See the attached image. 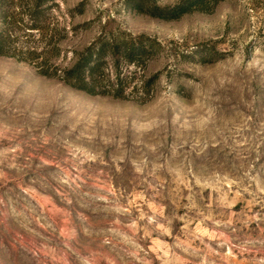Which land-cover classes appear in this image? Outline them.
Here are the masks:
<instances>
[{
  "label": "rangeland",
  "instance_id": "obj_1",
  "mask_svg": "<svg viewBox=\"0 0 264 264\" xmlns=\"http://www.w3.org/2000/svg\"><path fill=\"white\" fill-rule=\"evenodd\" d=\"M181 1L0 0V264H264V0Z\"/></svg>",
  "mask_w": 264,
  "mask_h": 264
},
{
  "label": "trees",
  "instance_id": "obj_2",
  "mask_svg": "<svg viewBox=\"0 0 264 264\" xmlns=\"http://www.w3.org/2000/svg\"><path fill=\"white\" fill-rule=\"evenodd\" d=\"M220 1L221 0H182L177 5V8H180L181 13L191 10L192 6H196V7L200 6L199 7L200 9L207 10L208 6L212 2L218 3ZM104 50L105 47H97L95 51L89 53L82 62H80L70 70L66 71L67 80L70 82L71 80H73L72 82H75L76 86L88 90V87H85V85L83 84L84 82H86L88 76H90L91 86L93 87L98 86L99 81H97L95 77V72L98 69V66L101 65L100 62L102 61V59L100 58H102L101 54L104 52ZM145 54H146V47L142 43L138 44L137 46H134L133 48L126 49L124 53V55L128 57V61L134 62L135 64H139V61H136L134 57L137 56L138 58H141ZM94 56H96V58H98L99 56V59H97L98 61L96 63H92V61L94 62Z\"/></svg>",
  "mask_w": 264,
  "mask_h": 264
}]
</instances>
